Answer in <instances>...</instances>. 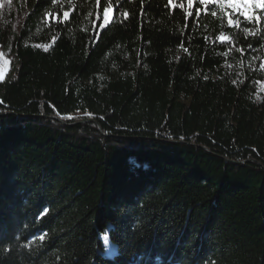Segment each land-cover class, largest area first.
Segmentation results:
<instances>
[{
  "label": "trees",
  "instance_id": "16d2710c",
  "mask_svg": "<svg viewBox=\"0 0 264 264\" xmlns=\"http://www.w3.org/2000/svg\"><path fill=\"white\" fill-rule=\"evenodd\" d=\"M12 3L0 264H264L263 13Z\"/></svg>",
  "mask_w": 264,
  "mask_h": 264
},
{
  "label": "snow or ice",
  "instance_id": "6c2138e0",
  "mask_svg": "<svg viewBox=\"0 0 264 264\" xmlns=\"http://www.w3.org/2000/svg\"><path fill=\"white\" fill-rule=\"evenodd\" d=\"M194 2L195 0H178L179 6L181 8H183L186 3L187 8L189 9V11L185 13L186 16H200L199 6H205V11L207 12L211 11L207 8L209 4L220 5L221 11H223L225 15L228 16L227 23L229 26L233 25L235 18L233 15L228 14L227 10L229 9H231L232 12L236 14V16H242L250 23L254 20L257 26H259L261 23V17L256 14L257 10H264V0H198V5L195 7ZM98 3L100 4V10L103 14V19L107 21L109 18L110 8L104 6L103 0H98ZM169 5L175 7L173 0H169ZM211 14L215 16L216 12L213 11ZM67 15L68 13L65 12V16ZM248 31L251 32V30ZM219 39L224 41L230 39V36L221 35ZM261 67H264V65H261ZM2 77L3 73H0V78Z\"/></svg>",
  "mask_w": 264,
  "mask_h": 264
},
{
  "label": "rangeland",
  "instance_id": "374dc122",
  "mask_svg": "<svg viewBox=\"0 0 264 264\" xmlns=\"http://www.w3.org/2000/svg\"><path fill=\"white\" fill-rule=\"evenodd\" d=\"M13 0H0V20H5L6 23L10 26L11 30L15 33L21 31L23 17L20 12L13 7ZM261 11L264 16V10ZM111 19V12H109V18ZM264 64V62H263ZM14 71V57L11 53V49H3L0 46V73H3V77L0 78V84L7 81L12 77Z\"/></svg>",
  "mask_w": 264,
  "mask_h": 264
}]
</instances>
